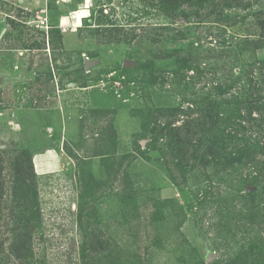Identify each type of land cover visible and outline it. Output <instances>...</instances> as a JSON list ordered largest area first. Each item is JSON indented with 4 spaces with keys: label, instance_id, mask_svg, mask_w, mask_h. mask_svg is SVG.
<instances>
[{
    "label": "rangeland",
    "instance_id": "1",
    "mask_svg": "<svg viewBox=\"0 0 264 264\" xmlns=\"http://www.w3.org/2000/svg\"><path fill=\"white\" fill-rule=\"evenodd\" d=\"M263 142L264 0H0V224L28 154L41 264H264Z\"/></svg>",
    "mask_w": 264,
    "mask_h": 264
},
{
    "label": "trees",
    "instance_id": "2",
    "mask_svg": "<svg viewBox=\"0 0 264 264\" xmlns=\"http://www.w3.org/2000/svg\"><path fill=\"white\" fill-rule=\"evenodd\" d=\"M210 142L213 143L214 141ZM255 146L264 149V142ZM23 153L22 156L25 157L26 153ZM208 155L215 157L211 150ZM25 158L27 162L26 171H21L20 166L17 170V172H21L20 175L9 185V203L5 204L7 206L5 208V219L4 223L0 224V227H4L6 234L11 237V243L9 244L10 250H8L7 255H0V264H41L40 261L34 258L32 251V238L40 224V209L34 187L35 182L31 179L33 176V164L28 154H26ZM234 159V156L231 157L230 162ZM261 164L260 170H263L264 176V161ZM3 171L0 157V206L3 205L2 203L5 200ZM260 179L261 177H259V181ZM10 256L16 262L8 263Z\"/></svg>",
    "mask_w": 264,
    "mask_h": 264
},
{
    "label": "water",
    "instance_id": "3",
    "mask_svg": "<svg viewBox=\"0 0 264 264\" xmlns=\"http://www.w3.org/2000/svg\"><path fill=\"white\" fill-rule=\"evenodd\" d=\"M85 68L86 69H90L93 65L97 64L96 61H93V60H88V59H85ZM253 189V188H251ZM217 259V255L216 253L210 251V250H207L206 251V257H205V260L207 261V263H211L213 260Z\"/></svg>",
    "mask_w": 264,
    "mask_h": 264
},
{
    "label": "bare ground",
    "instance_id": "4",
    "mask_svg": "<svg viewBox=\"0 0 264 264\" xmlns=\"http://www.w3.org/2000/svg\"><path fill=\"white\" fill-rule=\"evenodd\" d=\"M73 14H74V13H73ZM76 19H77V21L79 20V18H78V17H77Z\"/></svg>",
    "mask_w": 264,
    "mask_h": 264
},
{
    "label": "crops",
    "instance_id": "5",
    "mask_svg": "<svg viewBox=\"0 0 264 264\" xmlns=\"http://www.w3.org/2000/svg\"><path fill=\"white\" fill-rule=\"evenodd\" d=\"M104 100V99H103ZM105 102V101H104Z\"/></svg>",
    "mask_w": 264,
    "mask_h": 264
}]
</instances>
